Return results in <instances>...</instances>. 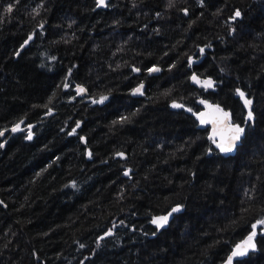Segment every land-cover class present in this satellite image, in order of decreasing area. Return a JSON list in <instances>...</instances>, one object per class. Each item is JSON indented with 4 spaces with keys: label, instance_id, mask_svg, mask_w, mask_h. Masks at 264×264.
<instances>
[{
    "label": "trees",
    "instance_id": "16d2710c",
    "mask_svg": "<svg viewBox=\"0 0 264 264\" xmlns=\"http://www.w3.org/2000/svg\"><path fill=\"white\" fill-rule=\"evenodd\" d=\"M0 15V130L34 124L0 148V264H222L264 219V0H0ZM217 106L245 128L230 153L198 126ZM260 230L234 264H264Z\"/></svg>",
    "mask_w": 264,
    "mask_h": 264
},
{
    "label": "snow or ice",
    "instance_id": "6c2138e0",
    "mask_svg": "<svg viewBox=\"0 0 264 264\" xmlns=\"http://www.w3.org/2000/svg\"><path fill=\"white\" fill-rule=\"evenodd\" d=\"M105 2H106V0H96L98 7L104 6ZM12 11H13V4L9 3L8 6L4 9V14L11 13ZM33 11L37 12L38 9H33ZM240 16H241L240 10H236L234 15L231 17V19L234 21ZM2 19H3V16L0 15V20H2ZM31 39H32V36L30 35L28 37V40H25L24 44L21 45V48H23L26 44H28V42ZM200 52L203 53L204 49L201 48ZM52 59H55V57H53ZM191 63H192V58L189 57V64H191ZM159 70L160 69L156 68V67L148 69V71L150 73L151 72H157ZM133 71H139V69H133ZM69 73H71V69H69ZM192 79L194 82L201 84L205 88L213 87V81L211 79L199 80L195 74L192 76ZM64 87L67 88L68 84L65 83ZM142 89H143V83H141L137 88L133 89V94H141L142 95L143 94ZM76 91H77V95H80V94L84 93L86 91V89L78 85ZM236 91L239 94L240 98L243 100L244 106L249 109L246 120L251 121L254 118L253 112L251 110V105L253 102L251 99L246 98L245 93L243 91H241L239 88ZM106 99H107L106 96L101 95L99 100H93L92 102L93 103H103L104 100H106ZM201 103H206V102L201 101ZM45 107H47V106H45ZM173 107H182V105L174 104ZM189 111H191V109H189ZM216 111L222 113V117H223L224 121L228 124L229 135L227 137H222L220 143H217L216 140L212 137H210V139H212V142L216 144L217 148H219V150L222 153H230L235 148L236 143L238 141H240L242 135L245 132V128L240 126L239 124H231L230 119H229V113L223 112V110L219 109L218 106H217ZM50 112H51V110L49 109V114H50ZM204 115H205L204 113L199 114V118L201 120V123H205V120L203 119ZM127 119H128L127 117H121L119 122L122 123ZM116 122L117 121H114L113 123H116ZM22 123H24L23 120H21L19 123L15 124L12 127L11 131L17 132V131L22 130L21 129ZM79 127H80V122H77L76 128H73L72 132L69 133V135L75 134L76 129ZM32 128H33V125H31V124L27 125L26 139H28V140H31L33 137ZM3 135H4V132L0 131V136H3ZM81 139L83 140L84 138L82 137ZM2 147H4V145L0 144V148H2ZM88 155H89V157H91L92 153L89 152ZM117 155L123 157L124 154L123 153H117ZM125 175H128V172H125ZM72 187H76L75 183L72 184ZM180 210H181V206L177 205L176 207L172 208L171 212H169L167 215L154 216L151 220V223L154 224L157 229L162 228L168 223L169 217L173 213L178 212ZM258 226H261V230L264 231V219L257 220L254 224H252L251 232L247 235V237L244 240H242L240 243L235 245V247L232 249L230 255L227 257L225 264H233L234 258L245 256L250 249L251 250L256 249L255 238L258 234L257 233ZM111 234H112V230L109 229V231L106 232L104 235L109 236ZM100 239H103V237H101ZM98 243H99V241H98ZM81 247H84V245H81ZM81 264H83V262H81Z\"/></svg>",
    "mask_w": 264,
    "mask_h": 264
},
{
    "label": "water",
    "instance_id": "95a60500",
    "mask_svg": "<svg viewBox=\"0 0 264 264\" xmlns=\"http://www.w3.org/2000/svg\"><path fill=\"white\" fill-rule=\"evenodd\" d=\"M107 1H108V0H106L105 4L107 3ZM154 67L158 68L157 66H154ZM152 68H153V67H152ZM192 76H193V75H192ZM192 76L190 77V83H191V84H193L194 86H196V87H198V88H202V87H204V86H202L201 84H198V83L194 82L193 79H192ZM198 79H199V80H208V79H211V78H210V77H206V78H198ZM211 80H212V79H211ZM141 83H142V82L136 84L135 87H134V89L137 88ZM77 86H78V85H76V87H75L76 89H77ZM79 86H81V87H83V88L86 89V87H84V86L81 85V84H79ZM144 88H145V85H144V83H143V89H142V91L144 90ZM210 88H211V87H210ZM210 88H208V89H210ZM87 94H88V91H87V89H86V91H85L84 93H82V94H80V95H78V96H85V95H87ZM76 95H77V91H76ZM243 105H244V103H243ZM218 108H219V107H218ZM216 109H217V107H215L214 110L212 111V114H211V117L209 118V120H205V124H208V125H210V127H211L210 132H209V134H208V137L217 138L218 143H220L222 137H227V136L229 135V129H228V124L224 121V119H223V117H222V113L216 111ZM219 109H220V108H219ZM244 109H245L244 123L247 124V122H252L253 119H252L251 121L246 120L249 109L246 108L245 106H244ZM251 110H252V105H251ZM223 112H225V111H223ZM229 119H230V117H229ZM231 124H232V123H231ZM12 127H13V126H11V127H9V128L2 129V130H0V131H3V132H4V135H5L7 131H11ZM11 132H12V131H11ZM4 135H3V136H4ZM81 138H82V137H81ZM83 138H84V139H83V140L81 139V142H82V144H86V139H85V137H83ZM118 153H123V152H118ZM123 154H124L123 157H121V156H118L117 153H116V157H120L121 159H125V158H126V154H125V153H123ZM87 155H88V154H87ZM126 172L129 173V170H127ZM259 234H260V235H264V231L260 230ZM243 240H244V239H243ZM241 241H242V240H241ZM241 241H239L238 243H240ZM238 243H236V244H238ZM236 244H235V245H236ZM235 245L232 247V249L235 247ZM232 249L229 251V253L227 254V256H226V258H225V260L223 261L222 264H225V262H226V260H227V257L230 255ZM248 252H249V251H248ZM242 257H244V256H242ZM242 257L234 258V260H233V264H234V262H235L237 259H240V258H242Z\"/></svg>",
    "mask_w": 264,
    "mask_h": 264
},
{
    "label": "flooded vegetation",
    "instance_id": "af4514ba",
    "mask_svg": "<svg viewBox=\"0 0 264 264\" xmlns=\"http://www.w3.org/2000/svg\"><path fill=\"white\" fill-rule=\"evenodd\" d=\"M202 88H205V87H202ZM206 89H208V88H206ZM214 110V108L212 107V108H209V107H203V109H201V112L200 113H204L205 115H204V117H203V119L204 120H209V118L211 117V114H212V111ZM47 115L49 116L50 114H49V111L47 112ZM197 119H198V126H199V128L201 129V130H204L205 132H206V138L208 139V140H210V142L213 144V145H215L216 146V144L215 143H213L212 142V139H210V137H208V134H209V132H210V129H211V127H210V125H208V124H205V123H201V120H200V118H199V114L197 115ZM17 124V123H16ZM27 125H29V124H27ZM27 125H24V124H21V129L22 130H20V131H17V132H11V131H7L6 132V134L4 135V136H0V144H3L4 145V143H5V141H6V139H7V137L8 136H11L12 134H18V133H24V135H25V137L27 136ZM31 125H34V124H31ZM71 133V132H70ZM75 134H76V132H75ZM215 140H216V142L218 143V141H217V138H214ZM80 140H81V136H80ZM82 143V142H81ZM83 145H85V144H83ZM217 147V146H216Z\"/></svg>",
    "mask_w": 264,
    "mask_h": 264
}]
</instances>
